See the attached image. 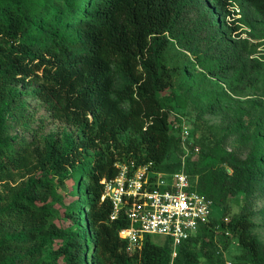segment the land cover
I'll return each instance as SVG.
<instances>
[{"label":"trees","instance_id":"1","mask_svg":"<svg viewBox=\"0 0 264 264\" xmlns=\"http://www.w3.org/2000/svg\"><path fill=\"white\" fill-rule=\"evenodd\" d=\"M243 1L264 21V0ZM231 6V0H0V264H195L199 256L211 259V250H201L215 230L240 246L234 264H264V242L251 219L253 202L264 199V99L253 93L263 67L240 38ZM172 40L194 61L169 65ZM198 66L213 77L230 76L231 92L252 97L232 113L217 96L205 103L201 112L228 118L225 130L195 158L172 160L179 140L170 133L164 95L177 72ZM27 96L47 118L33 119ZM48 120L72 130L45 133ZM18 126L30 137L11 134ZM229 136L235 149L223 145ZM130 161H151L164 173L183 169L223 215H211L173 258L168 239L157 245L149 235L129 251L118 235L127 220L110 219L100 181ZM240 194V210L226 216Z\"/></svg>","mask_w":264,"mask_h":264},{"label":"rangeland","instance_id":"2","mask_svg":"<svg viewBox=\"0 0 264 264\" xmlns=\"http://www.w3.org/2000/svg\"><path fill=\"white\" fill-rule=\"evenodd\" d=\"M231 4L230 8L236 12V17L239 19L236 24L240 27V38L247 40L250 57L262 64L263 71L253 93L255 96H261L264 99V21L259 19L243 0H231ZM191 16L194 17V14ZM232 38L237 39V36L233 35ZM209 52L212 55L217 54L214 47L210 48ZM165 56L169 65L177 67L184 62L194 61L192 53L180 47L175 40L169 44ZM229 79L230 76L225 78L213 77L200 66L191 73L182 72L181 74L177 72L172 93H165L164 95L165 101L171 105L170 133L179 140L172 149L170 157L172 160L180 159L183 161L188 155L192 159L195 158L201 145L212 143L214 138L220 136L225 130L228 118L221 112H201L205 103L217 96L220 106L232 113L240 103H246L248 99H251L252 95L247 92H231L227 85ZM24 102L33 113L34 120L39 117H48L47 111L36 98L27 96L24 98ZM62 128L72 130V127L63 122L49 121L44 132L54 133ZM11 134L30 137L28 132L20 126L12 130ZM223 145L227 149L237 147L236 140L232 136H229ZM60 191L64 193L65 189L60 188ZM70 199L71 196H67V201ZM229 203V213L226 216L240 210L244 203L242 195L232 198ZM252 207L255 211L251 216L255 223L252 230L264 242V199L255 200ZM212 211V215L214 214L216 218L221 217L224 213L220 206L213 207ZM210 235L209 232L205 237L206 241L210 239ZM149 237L157 245H164L167 241V237L162 234H151ZM225 242H227L226 246H224ZM203 250L213 252L211 259L199 256V260L195 264H234L237 261V255L241 252L237 241L230 236L223 235L219 230L213 231L212 241L205 245L201 251L203 252ZM201 251L198 249V254H201Z\"/></svg>","mask_w":264,"mask_h":264},{"label":"built area","instance_id":"3","mask_svg":"<svg viewBox=\"0 0 264 264\" xmlns=\"http://www.w3.org/2000/svg\"><path fill=\"white\" fill-rule=\"evenodd\" d=\"M117 168L113 178L100 182L101 199L111 204L110 219L123 214L127 220L119 237L133 251L140 248L145 236L162 234L170 241L171 256L175 257L179 245L209 220L212 200L192 188L183 169L164 173L155 170L151 161L118 163Z\"/></svg>","mask_w":264,"mask_h":264},{"label":"water","instance_id":"4","mask_svg":"<svg viewBox=\"0 0 264 264\" xmlns=\"http://www.w3.org/2000/svg\"><path fill=\"white\" fill-rule=\"evenodd\" d=\"M228 172H230V169H227Z\"/></svg>","mask_w":264,"mask_h":264}]
</instances>
